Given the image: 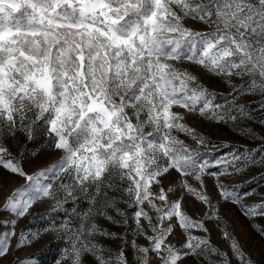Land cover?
<instances>
[{
  "label": "snow or ice",
  "instance_id": "obj_1",
  "mask_svg": "<svg viewBox=\"0 0 264 264\" xmlns=\"http://www.w3.org/2000/svg\"><path fill=\"white\" fill-rule=\"evenodd\" d=\"M202 76L222 80L231 99L215 103L217 93ZM233 78L243 83L237 86ZM246 94H264V0H0V169L25 181L3 205L14 218L3 221L11 228L0 233V260L42 233L63 230L69 264H183L188 256L197 264L204 257L209 264H231L227 253L193 233H208L203 220L218 218L223 202L238 205L249 218L264 216V203H241L254 190L241 194L221 179L264 164V145L210 159L198 150L209 139L174 109L230 124L252 119L236 104ZM226 105L231 107L224 110ZM41 122L51 148L62 155L29 174L7 142L18 133L32 140ZM233 130L264 139L249 128ZM206 176L214 178L219 201L211 199ZM78 193L89 205L78 226L65 220L37 233L22 229L10 246L17 220L34 206L46 203L58 212ZM120 202L136 209L134 230L147 241H132V261L123 244L113 252L93 239H117L98 218L128 225ZM197 202L208 208L200 220L193 218ZM178 233L185 237L181 247L174 243ZM223 235L231 240L232 258L252 264L236 239ZM213 255L220 260L211 261ZM19 264H34V258Z\"/></svg>",
  "mask_w": 264,
  "mask_h": 264
},
{
  "label": "rangeland",
  "instance_id": "obj_2",
  "mask_svg": "<svg viewBox=\"0 0 264 264\" xmlns=\"http://www.w3.org/2000/svg\"><path fill=\"white\" fill-rule=\"evenodd\" d=\"M195 27L199 29L201 26L196 24ZM201 79L210 91L217 93L216 100L214 101L215 103H221L226 98L229 100L231 99L228 95L231 89L222 80L209 76H202ZM233 83L238 86L243 83V81L239 78H233ZM261 102H264V94H246L240 96L236 100V104L243 105L248 109L252 119L241 120L238 118L237 121L230 124L208 121L197 114L187 113L184 109L177 108L174 110L183 113L185 116L183 122L189 127L194 128L198 134L207 137L211 144L220 145L222 143H227L230 145L229 147H222L219 149L211 147V144L208 147L200 145L198 150L211 159L212 155L216 153H221L220 156H222L224 153L232 152L233 149H238L240 152H243L245 146L249 150H252L264 145V139H251L233 130L234 128H249L256 136L264 137V123H261V121H264V108L259 107ZM230 107L231 105H226L224 110ZM45 132L46 129L41 122L35 127L32 140H29L23 133H18L15 140H9L7 142V146L13 156L16 159H22L23 167L29 174L56 163L62 155L61 152L51 148ZM177 135L185 140V143L189 144L191 147L197 148L196 142L184 136L183 133H177ZM22 149L23 155L21 152ZM262 151H264V149H262ZM261 154V152L256 154L258 160ZM215 170L214 168L209 169V171ZM0 177H2L4 184L3 187H0V233H2L11 228V224L4 225L3 221H11L14 218L8 212L3 211L6 198L13 190L24 185L25 181L22 178L4 172L2 169H0ZM221 179L224 180L229 187L235 186L236 190L241 194L253 192L254 190L253 195L242 199V204L253 205L264 203V164L249 166L238 175L227 178L222 177ZM205 180L207 190L211 193V199L214 202L219 201L220 196L214 187V178L206 176ZM165 186H167V181H165ZM77 195L79 199L76 201L69 199L68 202L64 204L63 209L58 212H51L49 205L46 203L34 206L30 214L17 220L15 235L11 238L10 246L15 248L22 229L37 233L41 232L42 229L52 223L59 225L65 220L70 221L74 226H78L81 214L87 210L89 205L81 194L78 193ZM110 195L120 196L122 194L119 192H110ZM117 207L122 209L129 216L128 225H118L102 217L98 218V225L101 228L117 234V239H108L99 235L93 237V239L97 243L110 248L113 252H118L123 244L128 260L132 261V241L135 240L137 244L144 246H147V241L138 236L134 230L135 224L131 216L136 209L129 208L127 204L123 202L118 203ZM197 209L199 215L193 218L198 220L203 219L205 213L208 212L207 206L197 202ZM108 212L116 220L121 219L113 209H108ZM216 216L218 217L216 219L203 220L205 227L208 229V233L198 231L193 234L207 237L213 248L218 249L221 253L228 254L229 258H231V264H238V262L232 258L231 240L225 238L223 235L226 231L236 239L246 257L252 261V264H264V216L256 215L249 218L242 212L238 205L230 202L221 203L217 209ZM121 236L125 239H119ZM62 237L63 230H49L46 233H42L30 246L23 247L7 255L3 260H0V264H19L20 261L29 258H34V264H57V260H60L61 264H69L68 260L63 259L64 249L69 246L66 245ZM169 239H172V237L170 236ZM184 242L185 237L178 233L174 241L175 245L181 247ZM210 259L211 261H219L220 257L213 255ZM155 264H159V262L156 261ZM183 264H197V259L188 256L184 258ZM200 264H209V258H201Z\"/></svg>",
  "mask_w": 264,
  "mask_h": 264
},
{
  "label": "trees",
  "instance_id": "obj_3",
  "mask_svg": "<svg viewBox=\"0 0 264 264\" xmlns=\"http://www.w3.org/2000/svg\"><path fill=\"white\" fill-rule=\"evenodd\" d=\"M221 155V153H216L215 155H212V157H211V159H216L218 156H220Z\"/></svg>",
  "mask_w": 264,
  "mask_h": 264
}]
</instances>
